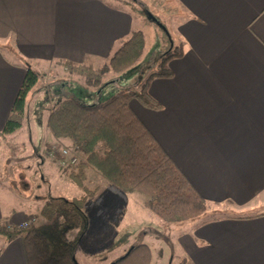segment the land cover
<instances>
[{
	"label": "crops",
	"instance_id": "crops-1",
	"mask_svg": "<svg viewBox=\"0 0 264 264\" xmlns=\"http://www.w3.org/2000/svg\"><path fill=\"white\" fill-rule=\"evenodd\" d=\"M175 3L184 54L149 86L166 84L165 141L146 125L206 199L203 214L212 213L181 229L177 247L183 264H264V0ZM144 22L136 5L119 0H0V134L25 60L39 72L61 62L100 68ZM152 96L161 107L143 106L162 110ZM18 190L0 180L1 222L28 220L43 205L37 196L26 208ZM0 249V264H26L20 237L0 234Z\"/></svg>",
	"mask_w": 264,
	"mask_h": 264
},
{
	"label": "trees",
	"instance_id": "trees-1",
	"mask_svg": "<svg viewBox=\"0 0 264 264\" xmlns=\"http://www.w3.org/2000/svg\"><path fill=\"white\" fill-rule=\"evenodd\" d=\"M144 48V32L135 30L100 68L61 63L67 70L84 75L89 85L102 87L107 71L121 72L130 68L139 60ZM183 54L182 44L171 46L161 57V68L151 74L140 89L123 87L105 101L86 103L73 95H61L48 115L47 125L56 137L69 138L75 144L80 159L64 170L85 192L74 198L45 197L27 226H9L0 221V234L6 241L22 239L26 264H80L74 247L90 228L91 218L86 206L101 188L99 184L89 186L91 169L119 191L143 193L145 205L169 223L184 222L206 212V199L131 105V100L136 98L146 107L160 108V102L149 92L151 79L156 75L171 76L169 61ZM25 63L27 73L0 135L13 133L23 125L28 94L44 77L29 61ZM54 153L61 158L60 150L54 149ZM71 229H76L72 239L68 237ZM129 248L128 253L110 264L151 263L150 245L138 243ZM183 262L184 259L179 264Z\"/></svg>",
	"mask_w": 264,
	"mask_h": 264
},
{
	"label": "rangeland",
	"instance_id": "rangeland-1",
	"mask_svg": "<svg viewBox=\"0 0 264 264\" xmlns=\"http://www.w3.org/2000/svg\"><path fill=\"white\" fill-rule=\"evenodd\" d=\"M119 1L136 5L143 20L147 22H144L142 28L146 46L141 58L131 68L119 73L107 71L102 87L89 85L84 75L55 63L49 71L40 72L44 77L39 79L28 94L22 131L0 138V180L7 186L19 188L20 193L17 192V195L23 198L22 204H26V208L28 202L38 200L37 196L74 198L85 192L66 176L60 159L54 153V149L65 148L75 152L80 159L75 144L69 138L56 137L46 124L51 109L56 106L61 95H73L80 101L94 103L105 101L126 86L140 89L145 80L161 68V57L165 52L172 44L179 43L178 27L184 12L175 0ZM165 89L166 84L162 83L149 90L151 95L156 92L161 97L163 109L160 111H150L136 98L131 100L134 110L163 142L168 120ZM55 140L58 146L54 145ZM44 175H47L46 178ZM89 178L91 181L87 182L90 187L99 184L101 188L86 206L91 218L90 228L74 247L75 257L80 264H110L125 253L129 245L138 243L150 245L153 254L150 264H179L183 254L177 247V235L185 226L193 224L196 218L169 223L145 205L146 196L143 193L119 191L94 169L90 170ZM129 203L136 209L127 215L125 208L128 212ZM130 215L135 217L132 221ZM128 221L129 228L124 230V224H128ZM103 226L109 227L101 233L99 230ZM75 234L76 229H71L68 237L72 239Z\"/></svg>",
	"mask_w": 264,
	"mask_h": 264
},
{
	"label": "built area",
	"instance_id": "built-area-1",
	"mask_svg": "<svg viewBox=\"0 0 264 264\" xmlns=\"http://www.w3.org/2000/svg\"><path fill=\"white\" fill-rule=\"evenodd\" d=\"M61 158H60V165L63 167H67L70 165L75 164L78 161V156L75 152H71L70 150L67 149H61ZM32 218V217H31ZM31 218H29L28 220H25L23 222H20L18 224H8L9 226L12 225H17L19 227H24L27 226L29 224V222L31 221Z\"/></svg>",
	"mask_w": 264,
	"mask_h": 264
},
{
	"label": "water",
	"instance_id": "water-1",
	"mask_svg": "<svg viewBox=\"0 0 264 264\" xmlns=\"http://www.w3.org/2000/svg\"><path fill=\"white\" fill-rule=\"evenodd\" d=\"M130 251V248H129V250H127V252L126 253H128Z\"/></svg>",
	"mask_w": 264,
	"mask_h": 264
}]
</instances>
